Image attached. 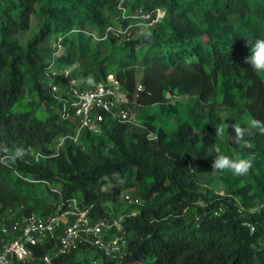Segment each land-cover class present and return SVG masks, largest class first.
I'll return each mask as SVG.
<instances>
[{"label": "trees", "instance_id": "16d2710c", "mask_svg": "<svg viewBox=\"0 0 264 264\" xmlns=\"http://www.w3.org/2000/svg\"><path fill=\"white\" fill-rule=\"evenodd\" d=\"M120 3L0 0V221L11 208L19 209L17 219L48 216L72 200L103 216L108 202L133 189L143 204L123 216L122 259L97 250L90 259L91 246L81 245L57 263L264 264V74L246 63L248 41L264 38V0ZM109 26L127 31L103 39ZM52 57L57 83L63 67L82 86L115 73L132 94L141 77L138 103L153 113L142 116L140 130L107 117L101 134L87 133L84 145L67 143L53 155L57 137L73 132L76 121L62 118L63 102L51 91ZM173 94L189 101L172 104ZM224 111L240 120H226ZM221 132L235 156L252 157V182L212 169L225 155L216 149ZM17 147L25 155L12 162ZM201 172L218 175L225 195L200 187ZM258 201L262 210L246 215ZM58 245V237L45 240L37 254Z\"/></svg>", "mask_w": 264, "mask_h": 264}, {"label": "built area", "instance_id": "2783aa9c", "mask_svg": "<svg viewBox=\"0 0 264 264\" xmlns=\"http://www.w3.org/2000/svg\"><path fill=\"white\" fill-rule=\"evenodd\" d=\"M120 1L121 7L126 0ZM139 13L144 18L152 17L151 13L142 9ZM158 16H161L160 9ZM126 31L127 28L109 26L102 38L107 39L110 34L120 37ZM94 38L98 40L99 35L95 33ZM61 48L59 45L58 49ZM55 68L56 60L52 57L47 67L51 91L63 102L62 118L64 120L74 118L76 126L73 132L57 137L53 155H59L67 143L84 145L83 136L87 133L101 134L107 117L131 123L135 127L140 126L133 108L140 106L138 95L144 88L141 82L137 83L132 94L115 73H109L105 79L89 86H82L79 79L72 74V70L63 67L59 74L64 82L57 83ZM130 199L132 203L143 204L139 197L132 195ZM91 212L92 206L83 207L77 200H72L62 211L48 216L32 213L19 220H13L2 228L7 238L6 242L0 245V264H58L59 258L70 254L81 245L93 247L108 260L122 259L128 243L123 218L114 220L107 217L95 218ZM56 237L59 238L56 249L44 255L37 254L36 247L45 240ZM94 264L99 262L95 260Z\"/></svg>", "mask_w": 264, "mask_h": 264}, {"label": "rangeland", "instance_id": "374dc122", "mask_svg": "<svg viewBox=\"0 0 264 264\" xmlns=\"http://www.w3.org/2000/svg\"><path fill=\"white\" fill-rule=\"evenodd\" d=\"M155 25H156V21L154 22L153 25L144 26V28H142L141 32L150 30ZM120 28H121V26H120ZM90 30H94V29L90 28ZM138 34L136 33V35H134V37H136ZM101 48H103V47L101 46ZM138 82H141V77H138ZM219 99L220 100L222 99V93H220ZM188 101H189L188 96H179L176 94L170 95V98H169L170 103L176 104V105H177V103H179L180 106L182 104H186ZM220 109L223 110V107H220ZM153 110H154V107H152V106H136L133 108L135 118L140 123V126H138L137 129L140 130L143 128V126L141 127L142 116L146 113H153ZM224 115H225L226 120L227 119H232L235 121L240 120L239 114H232L229 116V115H226V113L224 111ZM173 120L174 119L172 118L171 122H173ZM153 136H154V134L151 133V137H153ZM221 138H222L221 142L218 145V147L216 148L217 151L221 154H223V152H224L227 155L235 156V149L233 146H231V144L229 142V138L227 137V135L224 132H221ZM243 176H244L243 183L252 182L253 178H252V175L250 174L249 171L247 174H245ZM198 183H199L200 187H202L204 190L206 188H212L219 195H225V192L227 189L226 183H224L223 180H221L220 177L216 174L201 172L198 176ZM134 192L135 191L133 189H129L124 193V194H126V196L123 194L118 202H108L106 204V213L103 216L100 214H96L95 218L107 217L108 219H111V220L122 219L123 216L127 212H129L131 210H137L138 206L136 204L132 203L131 199H130L131 196L134 195ZM52 200L53 199H51L50 201H52ZM262 208H263V203L261 201H258L257 205L253 209H251V211L245 210L244 213L246 215H250V213L253 211H261ZM19 212L20 211L18 209H16V211L14 213L10 212V213L1 217L0 231H2V228H4L5 225L10 224L13 220H17L16 217L19 216ZM19 219H21V218H18V220ZM87 254H88V257L90 259H94L96 257L97 252H96V250L93 249V247H91V248L89 247V249H87ZM98 259H101V258L98 257Z\"/></svg>", "mask_w": 264, "mask_h": 264}, {"label": "clouds", "instance_id": "9594fccd", "mask_svg": "<svg viewBox=\"0 0 264 264\" xmlns=\"http://www.w3.org/2000/svg\"><path fill=\"white\" fill-rule=\"evenodd\" d=\"M250 45V55L246 57V63L250 66L252 71L264 74V38H258L254 43L248 41ZM88 82L92 83V77H88ZM240 129H237L239 132ZM25 155L23 148L17 147L8 159L16 162L22 159ZM252 167V157L242 158L239 156L231 155H218L212 163V169L218 171H228L234 176H243L248 173Z\"/></svg>", "mask_w": 264, "mask_h": 264}, {"label": "crops", "instance_id": "0c3cea01", "mask_svg": "<svg viewBox=\"0 0 264 264\" xmlns=\"http://www.w3.org/2000/svg\"><path fill=\"white\" fill-rule=\"evenodd\" d=\"M17 208H11L7 211L6 214L10 213V212H15ZM19 210V209H18ZM5 214V215H6ZM6 238L7 236L3 233V231H0V245L4 244V242H6Z\"/></svg>", "mask_w": 264, "mask_h": 264}]
</instances>
